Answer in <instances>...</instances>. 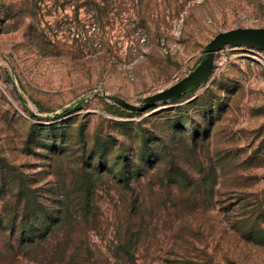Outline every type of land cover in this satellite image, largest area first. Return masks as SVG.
I'll use <instances>...</instances> for the list:
<instances>
[{
  "label": "rangeland",
  "instance_id": "rangeland-1",
  "mask_svg": "<svg viewBox=\"0 0 264 264\" xmlns=\"http://www.w3.org/2000/svg\"><path fill=\"white\" fill-rule=\"evenodd\" d=\"M261 28L264 0H0V200L60 214L98 172L49 264H264V48L223 37Z\"/></svg>",
  "mask_w": 264,
  "mask_h": 264
},
{
  "label": "trees",
  "instance_id": "trees-1",
  "mask_svg": "<svg viewBox=\"0 0 264 264\" xmlns=\"http://www.w3.org/2000/svg\"><path fill=\"white\" fill-rule=\"evenodd\" d=\"M125 170L122 168L124 176L132 182L133 175H127L128 170L126 172ZM79 171H83V168L80 167ZM89 171L92 178H88L86 183L77 189L79 194L83 193L82 196L63 203L60 214L55 213L53 208L49 206L45 207L41 202L40 207L36 204V208L33 210L31 206H28L30 203L25 201V197L2 191L3 199L0 200V259L4 260L6 257L10 260L8 263H12L14 258L21 257L28 260H40L42 264H49L53 263L59 256L60 259L68 255L70 258H77L78 242L83 237L88 236L89 231L95 228L98 223L97 206L92 198V188H96L93 179L98 177V172L92 165H90ZM42 212L45 215H42ZM57 228L65 231L62 236L55 235ZM55 238L58 241L71 242L72 249L60 251L53 247L50 248V242ZM87 249L85 248L84 252H87Z\"/></svg>",
  "mask_w": 264,
  "mask_h": 264
},
{
  "label": "water",
  "instance_id": "water-1",
  "mask_svg": "<svg viewBox=\"0 0 264 264\" xmlns=\"http://www.w3.org/2000/svg\"><path fill=\"white\" fill-rule=\"evenodd\" d=\"M223 37H224V39H232L235 41H244V42H247V44L251 43V44L257 45L258 47L264 48V28L232 30V31L226 32L223 35ZM217 43L213 44V49H215V46ZM212 62H213V53L205 61L204 65L202 66L200 73H198L196 78L205 77L207 75V73H210Z\"/></svg>",
  "mask_w": 264,
  "mask_h": 264
}]
</instances>
